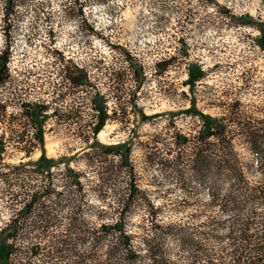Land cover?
Masks as SVG:
<instances>
[{
  "label": "rangeland",
  "instance_id": "rangeland-1",
  "mask_svg": "<svg viewBox=\"0 0 264 264\" xmlns=\"http://www.w3.org/2000/svg\"><path fill=\"white\" fill-rule=\"evenodd\" d=\"M11 2L10 9L0 0V55L8 54L0 74V229L23 204L19 198L11 205L9 192L40 183L28 163L42 156V148L48 159L76 157L71 165L84 170V149L95 138L104 144L130 142L147 198L143 204L158 207L160 219L199 225L216 210H203L209 195L188 167L185 153L192 147L177 142L179 134L191 142L198 137L202 120L186 112L190 109L223 120L231 142L227 151L238 157L250 181L261 180L264 145L255 149L251 141L256 135L264 141V0ZM196 66L203 73L198 79ZM85 74L88 82H74ZM95 96L109 113L97 137L92 132L98 121ZM28 106L44 107L43 112L30 113ZM41 121L42 146L35 135ZM179 153L185 154L177 167L186 191L171 163ZM23 163L26 168L19 170ZM62 169H54L60 189ZM223 179H218L222 190L228 184ZM113 199L109 195L106 201ZM90 201L101 202L93 195ZM144 205L136 208L133 221L147 218ZM66 210L59 211V222L47 233L65 232ZM49 238L39 240L45 244ZM5 247L1 238L0 250ZM43 259L40 254L30 264Z\"/></svg>",
  "mask_w": 264,
  "mask_h": 264
},
{
  "label": "trees",
  "instance_id": "trees-1",
  "mask_svg": "<svg viewBox=\"0 0 264 264\" xmlns=\"http://www.w3.org/2000/svg\"><path fill=\"white\" fill-rule=\"evenodd\" d=\"M6 4L12 8L11 0ZM242 22L253 23L251 19ZM7 61L8 54L3 52L0 74ZM195 72V79L203 74L197 66ZM84 77L74 82H88L87 74ZM93 103L98 121L94 122L92 132L97 137L109 113L100 97L95 96ZM28 107L36 115L42 114L44 108ZM186 112L198 115L202 126L194 142L184 134L178 135L177 142L192 147V153H185L188 167L196 185L208 191L209 202L203 210L213 207L215 214L207 215L197 226L183 219H160L158 207L150 201L143 204L147 198L137 181L130 142L104 144L93 136L94 141L83 152L84 170L71 165L76 157L48 159L44 148L37 161L28 163L42 179L37 185L21 184L20 191L9 192L11 205L19 198L18 202L23 204L0 229V239L6 241L5 249L0 250V264H30L40 254L47 260L39 264L50 261L53 264H264V171L260 172V181H250L238 157L228 152L231 142L227 124L192 109ZM36 127L35 135L42 146V121ZM256 136L251 144L258 149L264 141L259 139L261 135ZM213 137L216 142L208 140ZM185 154H177L171 163L174 162L172 167L180 188L186 191L181 168L177 167ZM263 163L264 160L260 166ZM26 166L23 163L17 168ZM60 167L63 189L59 188L58 173L54 170ZM208 174L210 177L206 178ZM221 177L228 181L223 190L218 180ZM45 178L47 181L42 183ZM92 195L101 202H91ZM109 195L114 201H106ZM142 205L148 212L147 218L135 222L132 214ZM62 208H67L65 232L47 233L49 226L59 222ZM40 227L44 229L42 235H33V230ZM48 236L51 239L42 244L39 239ZM77 245L79 251L75 250Z\"/></svg>",
  "mask_w": 264,
  "mask_h": 264
}]
</instances>
